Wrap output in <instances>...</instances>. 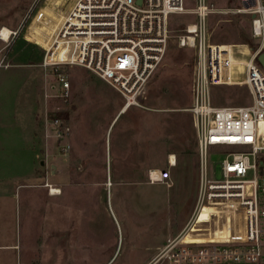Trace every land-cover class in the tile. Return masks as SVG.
I'll return each mask as SVG.
<instances>
[{
  "label": "rangeland",
  "instance_id": "374dc122",
  "mask_svg": "<svg viewBox=\"0 0 264 264\" xmlns=\"http://www.w3.org/2000/svg\"><path fill=\"white\" fill-rule=\"evenodd\" d=\"M209 1L210 41L251 40L239 0ZM72 3L0 0V31H13L0 38L10 63L0 69V242L9 244L0 264H148L195 208L199 155L189 107L196 49L178 43L184 24L170 26L164 57L139 96L142 108L120 114L124 97L81 65L61 68L70 81L62 97L34 39L44 41L39 27L53 32L55 15ZM213 94L217 104L251 102L245 84L216 86ZM55 117L71 126L65 138L56 137ZM62 142L70 144L66 152ZM225 156L211 153L208 173L219 176ZM155 168L170 169L171 178L150 182ZM211 210L200 214L209 219Z\"/></svg>",
  "mask_w": 264,
  "mask_h": 264
},
{
  "label": "built area",
  "instance_id": "2783aa9c",
  "mask_svg": "<svg viewBox=\"0 0 264 264\" xmlns=\"http://www.w3.org/2000/svg\"><path fill=\"white\" fill-rule=\"evenodd\" d=\"M69 1L55 15L53 32L47 34L44 24L37 33L44 41L34 39L44 49L41 65L54 73L59 87H52L62 97L70 94V81L61 68L81 65L124 97L120 114L142 108L139 96L164 57L170 26L184 24L178 43L196 49L189 107L199 155L195 208L148 264H264V70L257 60L264 51V0H239L251 18L254 46L210 41L207 20L215 8L209 0ZM184 11L194 18L181 19ZM9 66L0 52V69ZM234 84L248 86L251 102L217 104L214 88ZM51 122L57 138L70 133L65 119ZM69 147L60 144L63 152ZM211 153L226 155L219 176L208 173ZM171 176L168 168L149 172L150 182ZM205 207L212 209L209 219L198 221ZM190 233L205 241L190 239Z\"/></svg>",
  "mask_w": 264,
  "mask_h": 264
},
{
  "label": "bare ground",
  "instance_id": "6f19581e",
  "mask_svg": "<svg viewBox=\"0 0 264 264\" xmlns=\"http://www.w3.org/2000/svg\"><path fill=\"white\" fill-rule=\"evenodd\" d=\"M181 14H191V15H194V13L192 11H184ZM11 33H12V31L9 28L4 27L0 31V38L3 39V40H7L9 38V36H10ZM169 162L171 164H176V159L174 158V156H171V157L169 156ZM202 220L203 221L204 220H207V218L204 215L200 214L198 221H202ZM193 230H195V229H193ZM211 236H213V232H212ZM188 237L190 239H192V240H197V241H203V240H205V237H202V236H194V234H192V233H190Z\"/></svg>",
  "mask_w": 264,
  "mask_h": 264
},
{
  "label": "water",
  "instance_id": "95a60500",
  "mask_svg": "<svg viewBox=\"0 0 264 264\" xmlns=\"http://www.w3.org/2000/svg\"><path fill=\"white\" fill-rule=\"evenodd\" d=\"M140 1V0H139ZM254 16V14L252 15ZM257 60L258 62L261 64L263 70H264V51L260 52L258 55H257ZM41 163H43V160L41 161Z\"/></svg>",
  "mask_w": 264,
  "mask_h": 264
},
{
  "label": "crops",
  "instance_id": "0c3cea01",
  "mask_svg": "<svg viewBox=\"0 0 264 264\" xmlns=\"http://www.w3.org/2000/svg\"><path fill=\"white\" fill-rule=\"evenodd\" d=\"M1 196H3V194L2 193H0V197ZM15 244H13V246H14ZM6 246H9V244H7V242H4V243H2V242H0V249H6L5 247ZM11 246V245H10ZM3 252H5V250H3Z\"/></svg>",
  "mask_w": 264,
  "mask_h": 264
},
{
  "label": "trees",
  "instance_id": "16d2710c",
  "mask_svg": "<svg viewBox=\"0 0 264 264\" xmlns=\"http://www.w3.org/2000/svg\"><path fill=\"white\" fill-rule=\"evenodd\" d=\"M247 41H248L247 43H249L250 45L254 46V42H253L252 38H251L250 41L249 40H247Z\"/></svg>",
  "mask_w": 264,
  "mask_h": 264
}]
</instances>
